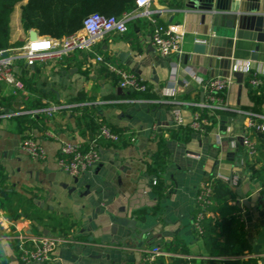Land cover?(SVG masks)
Returning a JSON list of instances; mask_svg holds the SVG:
<instances>
[{
  "label": "crops",
  "instance_id": "obj_1",
  "mask_svg": "<svg viewBox=\"0 0 264 264\" xmlns=\"http://www.w3.org/2000/svg\"><path fill=\"white\" fill-rule=\"evenodd\" d=\"M239 4L234 1V9ZM184 6L185 0H153L147 9L160 22L180 24L185 29L186 42L181 55L162 57L153 50L151 17L144 15L146 9H134L129 13L126 32L105 33L92 51L76 50L61 60L34 65L19 57L15 70L25 84V91L15 93L11 84L0 81V101L10 91L16 96L14 108L0 102L4 108L0 112V164L7 174V185L22 192L33 190L41 207L71 214L78 222L69 236L71 241L58 245L51 262L26 263L19 258L16 240L40 235L34 234L30 219L24 216L13 219L0 207V264H140L146 250L153 245L164 249L170 242H181L187 248V253L169 251L184 259L181 264H210L206 244L193 226L201 183L212 175L231 176L241 171L239 197L251 196L254 207L264 208V199L258 197L262 188L257 189L251 169L244 163L241 142L243 112L264 111V97L254 104L250 90L244 89L245 84L240 85L236 78L225 93L229 109L212 113L216 121L208 133H196L188 142L170 137V130L178 131L192 122L196 112L193 103L205 99L202 81L229 75L237 61H252L254 68L264 73V37L258 41V32L242 25L236 16L220 13L202 21L199 12L183 11ZM19 9L16 7L10 25L11 42H22L11 47L16 53L30 39V29H24ZM233 19L235 23L231 22ZM204 34L208 36L206 51L196 54L193 44ZM122 52L130 55L122 58ZM97 55L104 61H98ZM106 62L137 73L151 86L149 91L122 89L118 74ZM171 68L174 73L168 76L167 69ZM27 98L39 99L42 106L27 109L24 102ZM48 108H55L52 115ZM85 109L98 121L126 131L129 142L113 145L100 141L99 162L77 177L75 183L76 177L59 167L58 156L63 141L86 144L92 138L93 129L80 123ZM177 109L181 119L175 114ZM35 110L40 111L33 113ZM10 113L16 114L7 115ZM25 113L32 117L44 115L45 126L27 123L19 131L16 117ZM162 134L167 138L169 154L161 174L168 190L161 196L153 189L157 175L149 173L148 164L159 149ZM25 135L44 145L48 154L45 160H34L21 150L20 142ZM263 156L264 149L252 162L256 168L263 164ZM243 175L248 178L242 180ZM141 184L152 191L137 198L135 194ZM73 186L77 190L71 194L69 187ZM133 207L142 208L133 211L138 225L156 226L145 240L128 237L130 230L112 219L124 211L132 214ZM248 212L246 208L252 256L257 258V264H264V224L261 216Z\"/></svg>",
  "mask_w": 264,
  "mask_h": 264
},
{
  "label": "built area",
  "instance_id": "obj_2",
  "mask_svg": "<svg viewBox=\"0 0 264 264\" xmlns=\"http://www.w3.org/2000/svg\"><path fill=\"white\" fill-rule=\"evenodd\" d=\"M152 1L136 0L135 9L147 10ZM129 15L127 13L123 17L118 18L92 13L84 19L82 28L70 35L55 38L38 33L37 38L34 40L29 39L18 53L11 47L0 48V81L11 84L15 93L18 90L25 91V84L15 70L16 60L19 57L25 58L28 65H34L37 62L61 60L76 50L92 51L105 33L126 32ZM144 15L151 17L152 13L147 10ZM150 19L152 25L150 38L155 51L162 57L183 54L186 42L185 29L180 24L162 23L155 16ZM96 59L104 61L100 55H97ZM106 64L109 69L118 74L119 86L122 89L130 92H146L148 90V83L137 73L131 70L118 69L107 62ZM171 70L174 73V69L171 68ZM236 71L243 72V83L248 90L264 87V73L256 70L252 61L249 60L234 63L229 75L214 77L206 81H202L195 75L196 79L202 81L205 92L203 101L193 103L196 107V112L190 125L197 133L205 134L207 126L212 124L210 119L203 115V112L213 115L212 113L218 110L229 109L230 106L225 93L235 82L236 76L234 72ZM54 110L55 108L47 109L50 115L53 114ZM38 111L40 110H35L33 113H38ZM0 112H4L3 107H0ZM15 114L10 113L7 115L12 116ZM175 114L178 119H181L179 109L175 111ZM243 114L245 120L241 142L244 148V163L247 165L249 162L252 163L258 156L260 145L263 144L264 149V111L246 110ZM118 139V134L106 122H102L97 134L86 144L78 140H67L61 143L58 156L59 167L71 176L79 177L99 162L100 140L115 142ZM20 147L23 152L34 160H45L48 156L44 145L30 135L23 137ZM218 177L229 182L234 187H238L241 181V175L238 173H234L231 176L219 174ZM152 184H157V178L153 180ZM210 195L211 188L206 180L198 188L196 196L197 211L193 218V226L199 234L203 231L202 221L209 215L206 211V206L210 203ZM242 200V197L237 199L238 205L241 207L243 214L246 215V207L242 204ZM244 219L246 220L245 216ZM64 241L70 242L71 238H64L58 234H44L31 238L22 236L17 238L16 246L21 261L26 263H49L53 260L58 245ZM170 256L171 253L169 251L164 250L159 245H153L144 252L140 264H152L159 257L168 258ZM247 256L244 255V258H247Z\"/></svg>",
  "mask_w": 264,
  "mask_h": 264
},
{
  "label": "trees",
  "instance_id": "obj_3",
  "mask_svg": "<svg viewBox=\"0 0 264 264\" xmlns=\"http://www.w3.org/2000/svg\"><path fill=\"white\" fill-rule=\"evenodd\" d=\"M19 4L24 29L35 28L39 34L55 38H62L79 31L83 26L84 19L92 13L121 18L136 8V0H0V48L16 47L22 44L21 41L12 43L10 40L11 19ZM24 80L27 79L24 78ZM148 86L146 92L151 87ZM249 94L254 104H259L261 98L264 97V87L250 89ZM15 100L16 96L10 91L3 94L0 102L7 107L14 108ZM24 102L27 109L42 106L39 99L30 100L27 98ZM203 115L210 119L211 123L216 121L215 115L206 112H203ZM45 118L41 114L32 117L31 114L25 113L16 117L17 126L19 131H23L27 123L36 124L38 127L45 126ZM102 122L98 121L87 109L80 117V123L93 129L92 137L97 134ZM108 125L119 136L115 142L107 141L108 144L121 143L124 145L129 142V135L126 131L120 127ZM211 125L207 126L206 133L211 130ZM196 133L197 131L188 124L178 131L170 130V137L188 142ZM259 149L263 150V144ZM168 154L167 138L162 134L159 140V149L154 154L152 162L148 164L149 173L157 175V184L153 186V189L161 196L168 190V186L161 176L167 164ZM262 161L263 164L258 168L250 162L247 165L251 169V178L262 183L261 194L264 196V156ZM6 181L7 174L0 164V207L11 218L18 219L24 216L30 219L34 234L37 235H42L44 230L48 229L64 238L70 236L78 223L73 215H64L49 207H41L36 202L33 190L22 192L14 188L10 189ZM207 182L211 188L210 203L206 206L209 215L202 221L203 231L200 236L208 249L211 258L210 264L218 262L219 264H257V258L252 256L253 243L249 237L248 222L244 219L245 215L237 201L239 190L218 176H210ZM141 213L145 216V211ZM164 250L172 253L188 252L181 242L167 243ZM244 255H248L247 258H244ZM183 261V258L173 254L170 256V260L159 257L152 264H181Z\"/></svg>",
  "mask_w": 264,
  "mask_h": 264
},
{
  "label": "water",
  "instance_id": "obj_4",
  "mask_svg": "<svg viewBox=\"0 0 264 264\" xmlns=\"http://www.w3.org/2000/svg\"><path fill=\"white\" fill-rule=\"evenodd\" d=\"M234 1H239L238 9H234ZM185 9L184 10H194L199 12L202 21H205L207 18L216 17L220 13H228L229 15L236 16V18H240L242 20V25L249 26L250 28L253 27L255 33L258 32V41H262L264 37V0H185ZM232 23L234 19L231 20ZM38 36V31L35 29H30V39L34 40ZM201 37H197L196 41L193 44V52L196 54H204L206 51V40L208 36L206 34L200 35ZM154 50V47L152 48ZM130 55V52H122L121 57L125 58ZM187 59V55L185 56ZM168 70V76L171 75L170 69ZM156 74V70L154 71ZM227 75V74H226ZM234 75L237 78V82L242 85L243 84V77L244 74L241 71L234 72ZM155 81L158 82V77L155 76ZM246 89V86H243ZM204 93L202 94V100L204 99ZM240 165V164H239ZM240 174L243 172L239 171ZM245 175V174H244ZM242 177V180L247 179V176ZM78 182V178L76 177L75 183ZM256 184L258 186L257 189L262 188V183L256 180ZM77 190V186L69 187V192L72 194L74 191ZM152 188L145 187L142 184L138 186L137 192L135 197H143L145 193L151 192ZM258 191H255L256 193ZM259 199L263 200L264 196L260 193ZM252 197L243 198L242 204L248 209V213L259 215L262 218L264 224V208L258 209L251 204ZM154 206V205H149ZM144 209V208H143ZM140 211L142 210L141 207H133L132 214L124 211L122 215L113 216V220L116 224L122 225L130 230V233L127 235L128 237H136L137 239L148 238V233L150 234L152 230L155 229L154 226H147L145 228L141 227L137 224V219L133 218V211ZM135 215V214H134ZM141 216V215H140ZM145 217L142 215V218ZM142 221H145L144 218ZM103 226V224H102ZM49 230L45 229L44 234H48Z\"/></svg>",
  "mask_w": 264,
  "mask_h": 264
},
{
  "label": "rangeland",
  "instance_id": "obj_5",
  "mask_svg": "<svg viewBox=\"0 0 264 264\" xmlns=\"http://www.w3.org/2000/svg\"><path fill=\"white\" fill-rule=\"evenodd\" d=\"M17 7H18V11H20V9H19L20 8V4ZM3 85H5V84L3 83Z\"/></svg>",
  "mask_w": 264,
  "mask_h": 264
}]
</instances>
